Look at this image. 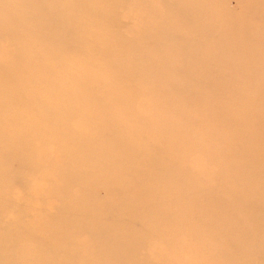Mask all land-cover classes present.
<instances>
[{"label":"bare ground","instance_id":"6f19581e","mask_svg":"<svg viewBox=\"0 0 264 264\" xmlns=\"http://www.w3.org/2000/svg\"><path fill=\"white\" fill-rule=\"evenodd\" d=\"M42 1L0 0V263L12 259L13 264L15 255L25 254L18 243L29 242L40 250L29 264H87L80 253L88 245L99 251L93 264H151L150 255L162 256L167 264H247L245 254L226 253L222 247L213 250L211 246L214 258L202 259L208 242H224L227 231L238 235L234 224L228 229L221 219L226 214L224 203L218 202L217 210L211 208L214 201H223L220 197L230 191L234 194L240 185H234L235 179L224 184L221 177L233 169L243 170L241 157L245 154L224 158V165L214 172L206 164L213 155L204 154L202 160L192 157L204 152L207 145L219 153V159L230 148L240 150L264 135V129L257 131L252 126V121L264 116V86L254 85L264 80V14L262 32L260 24L257 29L251 25L254 14L250 15L260 16L264 0H252L247 11L241 8L244 0L167 1L160 14H155L157 19L148 14V25L144 21L129 36L122 30L128 28L131 14L126 11L125 18L118 20L115 9L119 0H56L52 5ZM144 2L150 8L157 1ZM232 2L236 5L231 6ZM110 36L112 40L106 41ZM170 38L175 44H170ZM119 44L122 49H117ZM198 57L203 61L196 63ZM187 61L196 70L181 80L172 70ZM221 67L223 71H219ZM158 76L161 85L153 81ZM227 81L231 83L224 84ZM164 87L193 100L196 112L189 113L187 128L184 124L181 130L174 128L172 121L179 111L170 105L153 110L145 107L144 99L153 102L155 94H164ZM73 111H79L80 117L69 113ZM66 113L73 117L68 123ZM73 121L78 128L71 126ZM127 121L163 123L155 139L167 148L138 152L133 146L140 141L134 139L131 144L127 138L133 132L125 127ZM187 145L191 148L182 157L174 155ZM160 155L173 161L170 166L161 170L157 163L146 182L137 178L144 172L130 164L141 165L147 159L152 163L151 158ZM93 159L96 164L90 163ZM185 164L197 166L205 176L200 186L206 184L203 193L210 202L205 216L189 215L186 222L206 221L210 226L198 232L176 217L174 227L168 229L165 250L157 244L145 248L146 240L158 234L150 226L142 229L135 247L119 242L135 230L126 215L117 214L118 205L131 204L125 192L141 180L144 193L164 199L169 196L171 201L160 190L166 183L172 184L170 177L182 173ZM257 173L254 183L264 192V168ZM184 178L188 180L187 175ZM53 184L55 188L49 189ZM94 188L98 191L86 207L69 199V194L86 196ZM59 193L64 196L59 198ZM233 202H238L236 195ZM29 205L37 210L32 208L23 221L8 219L13 214L19 217L16 213ZM263 206L264 201H257L251 212L264 217ZM48 207L60 214L41 212ZM91 212L96 216L88 218ZM45 221L52 229L43 238L39 236L42 232L33 230H47ZM98 227L105 228L103 234L95 233ZM173 229L185 235L186 244L179 242ZM156 230L167 233L161 226ZM57 233L75 241L72 245L78 259L63 253L53 239ZM79 236H85L84 243H78ZM49 245L52 249L46 251ZM184 252L190 254L188 260ZM121 253L128 257H119L114 263L105 260L107 255Z\"/></svg>","mask_w":264,"mask_h":264},{"label":"rangeland","instance_id":"374dc122","mask_svg":"<svg viewBox=\"0 0 264 264\" xmlns=\"http://www.w3.org/2000/svg\"><path fill=\"white\" fill-rule=\"evenodd\" d=\"M135 1V2H133ZM157 1L156 3L153 2V6L148 8V4H145L144 0H119V6L116 7L115 12L117 15L118 20L124 19V13L127 11L131 14L128 18V28L123 31V35L129 36L131 31H135L136 29H140V25L146 21V25H148V21L146 20V17L148 14H151L154 18L157 19L158 15H155L159 13L162 9V7L167 3V1L171 0H154ZM41 2V0H39ZM44 4L52 5L53 3H56V0H44L42 1ZM252 4V0H244V4L241 5V8L243 11H247L249 8V5ZM46 5V6H48ZM236 3L232 2L231 6H235ZM246 8V9H245ZM47 9V8H46ZM16 10V9H15ZM13 10L12 12H17ZM160 14V13H159ZM254 14V17L251 19V25L257 29V27L260 24V32H262V21L260 18L264 14V10H260L259 14L260 16L256 15L255 13H250V15ZM249 15V16H250ZM145 17V18H144ZM140 24V25H139ZM140 27V28H139ZM136 30V31H138ZM112 38L111 36L106 38V41H111ZM170 44H175L173 41V38H170ZM123 45L119 44L117 46V49H122ZM195 47H199L196 45ZM196 63H199L203 61V57H198L195 59ZM240 62L241 59H238ZM237 68V67H235ZM193 69L196 70V67L194 64L190 63L187 61L186 64H182L179 68L172 70L173 72H176L177 77L181 78V80L187 79ZM117 71V69H114ZM219 71H223V68L221 67ZM154 83L157 85H161V78L155 77L153 79ZM231 82H228L224 84H230ZM254 85L262 87L264 86V80L263 81H258L254 83ZM100 86V85H99ZM165 88V87H164ZM264 92V91H262ZM37 95V92L33 93V96ZM155 99L153 102L152 100H147L146 98L144 99V103H147L145 107H149L151 110L158 106L162 105H170L173 107L172 109H177L179 111L178 116L174 119L173 126L176 128V130H181L183 129V124L186 126L189 125L188 122V117H190L189 113H195V109L193 107V104L191 102L193 101L188 95L185 96H176L170 89L165 88V92L162 95H156L155 94ZM157 100V101H156ZM264 103V100H262ZM152 103V105H151ZM260 104V102H259ZM151 105V106H149ZM146 108V109H147ZM175 110V112H177ZM76 112L77 116L80 117V112L79 111H73L69 113H74ZM67 114V113H66ZM68 115L67 123L70 121L69 119L73 118L71 117L70 114ZM146 115V114H144ZM71 117V118H70ZM173 119V118H172ZM171 119V120H172ZM263 121V122H262ZM75 121L71 123V126L74 128H78L79 125L76 127L74 124ZM78 124V123H77ZM162 124L160 123L158 125L154 124H148L144 125L142 123H132V122H126L125 127H131L133 132L130 133V135L127 137L130 141L131 144L132 140L138 139L140 143L135 144L133 147H136V150L138 152L142 151H149V147H152V150H165L167 148V145L164 144L162 141H157L155 139V134L162 129ZM195 124V123H194ZM164 125H166L164 123ZM252 126L258 129H264V116L260 117L259 119H256L252 121ZM70 127V126H69ZM81 127V126H80ZM68 128V126H67ZM202 127H200L201 129ZM204 128V127H203ZM72 129V128H71ZM185 129V128H184ZM251 129V126H250ZM69 130V129H68ZM206 150L202 153H195L193 155L192 160H202L205 158L203 155L204 154H211L213 155L212 160L206 161L207 166L210 167V169L214 172L215 168L218 167L219 165H224V158H234L238 156V153L240 152L241 154H245V156L241 157V162L244 164L243 170L240 172L234 171V169L228 173V174H222L221 181L225 184L226 182L233 183L234 179V185H238V188L234 191V194L230 191L229 195H224L222 198L223 201H214L212 203V208L211 210H217L216 205L218 202L224 203V207L226 208V216L225 212H223L222 220L228 225V229L234 224L235 228L238 231V235L235 237L234 233L231 231H227V233H224V238L226 239L224 242L220 241H210L208 242L209 246L207 247L208 252L203 255L202 259L210 261L209 259H213L215 254L213 253V250L222 247L226 249V253L228 252H234L235 254H245L244 258L247 262V264H264V217L261 215H258L259 213H252L251 211L256 207V202L257 201H264V192L260 191L258 189V186L254 183V179L259 178L258 171L262 170L264 168V135L262 137H259L258 141L255 143L253 142L252 145L244 146L241 147L240 150L236 148L235 145H232V147L236 149L230 148L227 152L226 155L228 156H222L220 155L219 159H217V156L219 153L215 151L214 148L211 146H205ZM184 148V149H183ZM182 151L176 152L174 155L182 157L187 151L190 150V145H187L183 147ZM151 152V151H149ZM152 153V152H151ZM222 154V153H221ZM247 155V156H246ZM191 157V154H189ZM151 157V155H150ZM156 157V156H154ZM196 158V159H195ZM152 163L149 162L150 159H147L144 161L141 165L139 164H130V166H134L133 169H138L142 172H144L143 175H139L137 178H140L141 180L144 178L147 179L154 171V166L159 163V168L157 169H165L166 167L170 166L171 162L169 157H165L160 155L157 158H151ZM161 159H165L166 161H160ZM206 159V158H205ZM251 162V164H250ZM91 164H96L97 161L95 159L90 161ZM195 165L189 166L185 164V169L182 173H178L173 175V177H170L172 180L171 183H166L161 190L160 193H167L171 196V201L169 200V196L164 198L158 197H152L150 194L144 193L143 190V182L137 181L135 182V186L132 189H129L127 192V196L129 197L128 199L130 200L131 204L127 205H118V211L117 214L119 215H126L127 219L129 220V225L134 226L135 230L129 231L130 235L127 234V237L124 238L122 237L119 242L123 243L125 246L129 248L135 247L139 243V236L142 232V229L145 228V226H150L153 230V233H158L155 236H152L146 240L144 243L145 248L149 249L152 245H158V247L162 250H165L167 248V243L169 241H166V237L168 235V229L170 227H174V222L176 221L175 218L178 217L177 220H180L184 222L185 226H190V227H195L198 232L205 231L210 225L206 221H201L199 224H196L193 220L191 224H188L186 222V218L190 216L194 217H202L205 216L206 212L210 211L209 209V200L207 196L203 193V189H206V184L201 187L200 183L203 182L205 179V176L202 174V172L199 170V168L194 167ZM248 169V172L246 170ZM156 170V169H155ZM187 175L188 180H186L184 177ZM159 177L158 175H156ZM238 179V183L236 181ZM195 182L194 183H192ZM146 182V181H145ZM55 188L54 184L51 185L49 189ZM135 189V191H132ZM98 189L94 188L93 191L90 192L89 195L86 196H76L75 194H69V199L74 202V203H79L81 207H86V205L90 202V197L93 195L95 192H97ZM205 192V191H204ZM203 193V195H201ZM235 195L237 197V204L233 202V199H235ZM64 194L59 193L58 197L62 198ZM140 199V202H137V200ZM173 205L172 206V202ZM15 203H19L17 200H15ZM178 205L179 207H177ZM35 208L34 205L32 207L29 205L27 208L24 210L20 211L19 213H16V215L19 214V217L15 216L14 214L9 216V220L13 222L15 219H19L23 221L28 213H30L31 209ZM264 208V206L262 207ZM36 209V208H35ZM148 209L151 213L145 212V210ZM158 209V213H156V210ZM37 210V209H36ZM176 210V211H175ZM131 211V212H130ZM41 212H44L46 215H59L60 211L58 209H53V208H44L41 210ZM86 212V210L84 211ZM185 213V216L182 218V213ZM22 213L24 214V218L22 216ZM167 213V215H166ZM117 215L118 218H122L121 216ZM231 215V217H229ZM95 215V212L88 213L87 217L88 218H93ZM35 219L39 222L42 223V219L39 216H36ZM179 221V222H180ZM46 222V221H45ZM47 224L49 222H46ZM161 226L163 230H166L167 233H163V235L160 234L156 229ZM47 230H39L35 228L33 231L35 232H42V234L38 235L45 236L48 234V232L52 229V227L48 224L47 225ZM258 227H263L262 229H259ZM243 228V229H242ZM239 229V230H238ZM105 228L98 227L95 229V233L98 234H103ZM175 237L179 240L180 243L186 244L187 243V238L183 233H177L172 230ZM120 232V229L118 230ZM66 233V232H65ZM71 233L68 232L66 233V236H69ZM242 235H245L249 237L246 239L245 237H242ZM242 237L240 240H238V237ZM114 238V237H112ZM55 241H57V245L59 248L67 255L68 257H71L72 259L77 258L75 256L76 254V248L72 245V243H75L73 239H67L64 237L63 233H57L53 237ZM79 242L78 243H84L85 241V236L84 237H78ZM93 239H89V243H92ZM238 242H244L243 245H238ZM109 244H112L110 241ZM19 246H21V249L25 251V254L23 255H15L13 259V264H29L33 263L34 258H36V254L39 255L38 248L35 249L31 243H18ZM101 245V244H100ZM226 245V246H225ZM213 248V250L209 248ZM216 247V248H215ZM52 249L51 246L49 245V248L45 249L46 251ZM245 249H250L252 252L250 254H246ZM99 253L97 249L91 248L90 245L87 247L82 248V252L80 253V258L86 259L87 264H93V261H95V254ZM184 259L188 260L190 258V254L188 253H183ZM124 255H127L126 253H121L119 254H110L107 255L105 260L109 261L110 263H114L113 261L118 260L119 257H122ZM74 256V257H72ZM109 257V259H108ZM128 257V255L126 256ZM124 257V258H126ZM122 258V259H124ZM135 260H138L139 257H134ZM225 260L224 258H222ZM12 262V259L9 260ZM8 263H0V264H10ZM120 261V260H118ZM148 262L151 264H167L165 259L162 256L158 255H150L148 256ZM61 264V263H57ZM130 264V263H129Z\"/></svg>","mask_w":264,"mask_h":264}]
</instances>
